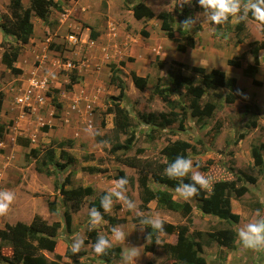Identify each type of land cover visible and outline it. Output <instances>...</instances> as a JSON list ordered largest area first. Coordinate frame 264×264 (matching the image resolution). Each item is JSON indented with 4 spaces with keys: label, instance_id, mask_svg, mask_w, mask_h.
I'll return each instance as SVG.
<instances>
[{
    "label": "rangeland",
    "instance_id": "rangeland-1",
    "mask_svg": "<svg viewBox=\"0 0 264 264\" xmlns=\"http://www.w3.org/2000/svg\"><path fill=\"white\" fill-rule=\"evenodd\" d=\"M90 1L92 4L88 9L90 10V18L85 21L93 26V31L99 33L102 28L106 30L105 26L109 24L111 19L117 28L120 25L123 26V30L128 32L133 30L135 33L132 35L134 40L132 47L130 46L128 53L120 55L119 58L125 62L137 59L140 66L139 75L129 69L124 62L120 68V77L125 85L123 89L109 83L102 84L100 92H95V94L98 93V96L91 101L87 99V102L90 101V106H85L86 112L82 109L83 102H86V99H81L80 109L82 110L80 114L77 109H73V101H71V105H69L70 115L67 122L61 124L62 127L60 124L56 128L54 126L53 131H49L50 129L45 125L49 126V118L53 117L52 115L58 110L52 112L51 116L46 117V108L44 109L45 106H48L44 102L46 97L43 102H35L32 107L23 108L15 103L12 95L9 96L11 99L9 104L3 111L2 109L0 111V124L7 126V133L0 142V190H12L16 198L8 213L0 215V229H3L6 224L13 225L16 222L29 224L34 216H38L48 224L59 222L60 228L57 232L54 251L51 253L43 251L41 253L48 261H52L55 255L60 256V264H121V253L126 247L137 248L138 255L135 264H145L148 261L155 264H175L159 248L163 243H174L175 236L161 234L157 238V247L151 246L149 240L146 239V228L141 231L138 227L140 225H138L136 213L127 210L120 201H115L112 210L106 214L119 220L118 225L123 226L124 231L129 233L124 242L114 245L107 255L99 258L93 255L90 247H85L80 253L73 255L69 245L78 234L87 237L85 239L86 246L92 244L88 238L89 232L86 227L88 209L92 207L90 203H93L101 193H105L112 187L111 181H113L119 170L125 171L124 173L129 181L126 195L137 203L138 212L145 215H158L163 221L172 225L184 224L185 222L179 214L160 209L155 202L148 204V210L141 211L139 209L137 186V179L142 175L141 172L132 168L127 169L110 154V149L114 144L117 142L123 143L125 139L130 138L132 141L130 150L124 153L119 150L116 155L119 157L136 156L138 150H141L139 156L159 159V152L167 143L183 140L190 143L194 148L188 151V158L211 181L209 189H205V191L208 192L216 181L234 180L238 173H242L240 175L247 174L256 179L253 185L244 182L239 183L237 185L239 192L236 191L230 198L231 211L240 217L239 222L236 224H228L219 221L215 217L203 215L197 209L194 200L185 201L189 202L193 208L189 235L192 231H200L203 234L200 239L202 256L208 261V264H216L214 260H219L222 263L225 259L228 262L227 264H264V252L243 249L237 238L239 228L244 223L256 219L255 210L257 205L260 204L261 209H264V164L261 167L254 166L250 155L251 147H256L260 150L264 162L263 49L257 50L259 64L254 76L256 84H252L251 79L242 73V68L252 64L251 50L259 46L255 43H260L264 39L262 34L256 30L253 23H243V28L238 30L236 26L239 23L231 19L225 25L217 26L219 35L209 31V25L203 23V17L196 20L191 31L179 28L180 22L189 17L196 18L197 14L202 11L196 0H192L191 3H186L185 0H127V3H124L123 0H115L112 9L118 4L120 7L122 5L120 16L109 15L107 0ZM137 2L143 3L152 11L154 14L152 23L146 24L139 21L136 24L132 19L125 17V13L130 11V6ZM8 3L9 0H0V23L5 21L3 20L4 17L7 18L10 15ZM28 6V2L26 5L24 4V7ZM167 13H170L174 18L172 29L175 31V37L181 38V35L178 34L179 29L190 33L193 37L197 36L195 42H198L200 47L205 50L203 55L199 50L184 54L175 52L174 49L168 51L165 46L162 47L164 45L163 39L166 40L167 38L160 29L158 16ZM32 17L33 21H38L34 14H32ZM62 21L57 22L54 20L53 22V20H49L48 24L41 22V27H39L42 29L43 35L41 30L37 31L35 29V33L39 32L38 39L39 37L43 38L42 44L36 39L32 42L33 47L28 48L29 51L20 50L27 57V60H24V65H32V70H40L41 68L48 71L44 66L46 63L49 64L48 58L43 55L47 43L44 36L48 38L50 36L53 42L65 38L67 41L66 49L71 53L79 46L78 39L75 36L76 33L71 28L73 24L69 21L60 24V22L63 23ZM74 21L76 20L74 19ZM36 23L38 22H35L34 26H37ZM82 24L83 26L87 25ZM142 28L148 32L149 37L144 38L139 35ZM71 36L76 39L75 42L70 39ZM3 38V34H0V43ZM10 41L13 40L11 38L5 39V47L15 44ZM52 45L57 46L54 43ZM134 45L136 47L133 48ZM23 49H26L25 45H23ZM38 49H41V51H38ZM142 49L144 53L141 54ZM2 52L3 49L0 47V54ZM34 52H36L35 57H33ZM174 52L175 58L183 59L188 63L197 61L198 63L207 64V71L209 69L224 71L227 77L236 79L237 86L243 92L237 96L233 103L228 104L225 102V97L229 94L226 88L206 89L201 102L213 103L215 109L210 117L201 121L192 118L187 109L188 98L185 95L184 88L175 85L170 76L171 74H179L190 77L191 74L184 68H179L171 63V61H174L172 59ZM205 53H208V55ZM82 55L83 53L78 56L79 59L84 61L85 58ZM74 59L73 57L59 58V61H57L59 67L56 68L57 72L55 74L67 77L72 75L75 69L73 66L75 64ZM227 60L240 61L242 68H235V70L227 66ZM158 62L162 63L161 68L158 67ZM68 63L70 64L69 67L66 66ZM132 73L140 77H147L148 83L143 91L136 90L132 85L130 79ZM21 74H12L4 65L0 66V92L6 93L8 90L15 95L18 89L16 95L18 96L20 90L29 83L28 79L26 85L23 86V79L19 80ZM35 76L34 79H44L42 77L45 75L40 74V77H38L37 74ZM46 81L45 95L54 96L56 102L59 103L60 94L63 91L66 94L63 88L66 83H62L63 81L60 79L58 80V84H62V89L56 96L50 89V79L46 78ZM193 81L197 84L199 78L194 76ZM156 84L159 85L158 91L165 93L169 89L168 93L165 94L172 101V106L162 101L161 96L155 90ZM113 103H119L128 112L130 128L126 135H117L113 131V115L106 114L107 107L112 106ZM14 104L19 108L15 107ZM171 112L175 114V116H172L175 121L168 128L160 129L157 126L159 120L153 123L149 120L150 116L155 120L156 118L159 119L160 114ZM73 113L77 115L79 124L73 122ZM101 120L105 124L104 127L100 125ZM45 127H47L46 130H44ZM59 129L61 130L58 131ZM56 134L59 138L54 137ZM95 134L100 138V142L95 141ZM240 135H242V138H240ZM18 137L29 139L28 148L16 144V138ZM54 140L57 142L71 140L73 143L71 148H67L65 145L64 149L70 156L74 157L75 163L64 171H59L52 165L44 167L41 163L43 151L50 147ZM102 141L107 143L102 144ZM31 149H35V153L31 154ZM59 155V149L55 148L54 161L60 162ZM89 156H92V158L86 160ZM89 167L106 169L107 172L88 174L83 168ZM37 168H41L42 171L48 169L52 172V175L46 176L44 172L39 173L36 170ZM66 178H69V184L64 189L91 187L94 192L91 197L83 200L80 209L74 213L71 212L69 203L64 202L56 188ZM149 187L154 190L160 189V186L151 181ZM170 192H172L174 200L184 202L175 198L174 190H170ZM51 203L53 212L49 210ZM56 212H60V215H56ZM64 212H69L71 215V224L68 229H66L63 220ZM226 227L232 228L236 233L234 248L225 249L213 243L209 244L206 233ZM110 228L111 226L107 221L106 224L100 225L94 231L98 236L99 234H108ZM0 246H2V253L9 257L11 254L10 249L3 247V244H0Z\"/></svg>",
    "mask_w": 264,
    "mask_h": 264
},
{
    "label": "trees",
    "instance_id": "trees-1",
    "mask_svg": "<svg viewBox=\"0 0 264 264\" xmlns=\"http://www.w3.org/2000/svg\"><path fill=\"white\" fill-rule=\"evenodd\" d=\"M29 6L24 7L21 0H9V12L10 15L7 18H3L4 22L0 23V30L4 36L0 47L3 49L0 63L5 66L7 70L12 74H21V70L14 67L17 61L20 50L23 45L28 44L30 37L33 32V25L31 23V16H34L45 24L49 23V8L57 9V5L53 0H28ZM127 3V0H123ZM130 11L132 16L136 20H150L154 17L152 11L141 2H137L130 6ZM160 29L164 32L165 37L176 44V50L178 52L184 53L188 48H194L195 41L193 36L184 32V30H178V34L181 38L175 37V31L172 29L173 16L170 13L165 15H159ZM236 28L241 30L243 28V22L239 23ZM144 38L148 37V34L144 31L140 32ZM264 38V34H262ZM96 37V33L90 30V38L93 40ZM11 38L14 45H8L5 47V39ZM258 44L257 48L252 49V64L247 65L242 68L240 61L227 60L226 65L233 68H242V73L247 78L251 79L252 84H256L254 76L257 72V67L259 60L257 58V50H264V39ZM171 63L179 68H184L189 71L191 76H183L179 74H171L172 82L179 88L183 87L185 90V95L188 98L189 114L192 118H196L198 121L208 118L212 115L215 105L210 102L202 103L201 99L205 93L206 89H216V88H226L229 94L225 97V102L230 104L233 103L237 96L241 95L243 92L237 86V81L233 77H227L224 71L218 69H210L207 71L202 67H188L176 61H171ZM158 67H162V63L158 62ZM123 63L120 62L118 65H109L110 77L109 84L118 87L119 89L124 88V82L120 77V68ZM194 76L199 78V83L195 84L193 79ZM132 85L138 91H143L148 83L147 77H139L134 73L130 75ZM76 83V77L74 74L69 76L68 84L65 85L66 91L71 90V86ZM156 92L161 96L162 101L172 106V101H170L167 92L158 91L159 85L156 84ZM56 92V91H54ZM50 96V94H48ZM55 109H59V105L54 99L51 100ZM3 103V94L0 92V111ZM106 114L113 115V131L119 134H128L130 128V118L128 112L125 108L121 107L119 103H113L112 106L107 107ZM172 116H175L173 112L160 114L159 119H155L150 116L149 120L151 123L159 120L158 127L160 129L168 128L175 121ZM149 122V121H148ZM101 127H104V122L100 121ZM47 127L44 128L46 130ZM7 133V126L0 124V142L3 140L5 134ZM242 138V135H240ZM94 139L96 142H100V138L95 134ZM131 139L127 138L123 143L117 142L110 149V154L114 156V159L121 163L122 165L135 169L141 172V176L137 179L138 186V198H139V209L141 211L148 210V204L150 202H155L157 207L169 212L177 213L184 220L182 225H172L164 221V233L165 235H174L175 242L163 243L159 246L163 254L175 264H207L206 260L202 256V244L200 239L203 234L200 231H192L189 235V228L191 225L192 216V205L189 202H179L173 199L172 192L177 184V181L170 180L164 175V169L167 164L172 162L178 155L188 158V151L193 150V146L183 140H175L173 142L167 143L159 152L160 158H143L139 156L141 150H138L136 156H124L119 157L116 152L122 150V152L129 151L131 148ZM16 144L28 148L29 140L23 138H16ZM71 140H63L60 142L52 141V145L43 151L42 165L47 167L52 165L55 169L59 171L66 170L70 165L75 163L74 157L70 156L64 149L66 145L67 148L72 147ZM59 149L60 162L54 161V150ZM31 154L35 153V149H31ZM250 155L253 160L254 166L261 167L264 162L261 156L260 150L256 147H251ZM92 156H89L86 160H89ZM39 173H43L46 176L52 175V172L46 169L42 171L41 168L36 169ZM88 174H102L106 173V169L100 168H83ZM238 173L236 178L232 181H216L212 184L210 190L207 192L202 190L200 196L194 198L193 200L197 204V209L203 215H208L217 218L219 221L226 222L228 224H236L239 222V215L231 211L230 198L234 193L239 190L237 185L241 182L248 183L250 185L255 184L256 179L247 174L240 175ZM127 176L124 171L119 170L117 175L113 180L120 179ZM152 182L158 186L160 189H151L149 187V182ZM185 183L190 181L185 178ZM69 184V178H66L63 183L57 185V190L62 196L64 202L69 203L71 212H77L82 202L85 198L91 197L94 192L91 187H78L75 189H64L66 185ZM104 194L101 193L99 197L90 203V206L97 207L102 213L103 209H100V197ZM239 194V193H238ZM256 209H261L260 204L257 205ZM50 212H53V205L50 204ZM104 219L108 221L111 227L119 224V220L114 219L104 213ZM63 220L66 229L70 227L71 215L69 212H64ZM60 228L59 222L46 223L41 220L38 216H34L29 224L22 222H16L13 225L6 224L3 229H0V244L3 247H8L10 249V256L7 257L2 253V246H0V264H60V256L55 255L52 261H48L41 252H53L56 245V236ZM147 235L151 231L146 228ZM159 236V235H158ZM158 236H153L149 243L153 247H157ZM208 237L209 244H215L219 247L225 249H233L236 233L230 228L226 227L216 231L206 233ZM88 238L90 242L94 243L97 235L95 231L88 233ZM145 264H155L151 261ZM162 264V263H160Z\"/></svg>",
    "mask_w": 264,
    "mask_h": 264
},
{
    "label": "crops",
    "instance_id": "crops-1",
    "mask_svg": "<svg viewBox=\"0 0 264 264\" xmlns=\"http://www.w3.org/2000/svg\"><path fill=\"white\" fill-rule=\"evenodd\" d=\"M21 2L23 6L24 4L26 5L27 2L29 3L28 0H21ZM53 2L57 5L58 8L57 9L52 8V7L49 8L50 19L48 17V20L50 21L53 20V22L54 20L57 22L63 20L62 21L63 23L60 22V24H64L67 21L71 22V24H73L71 25V28H73V32L76 33L75 36L78 39L79 46H77V48L73 50V52L71 53L70 51H67L66 49L67 41L65 38L64 39L60 38L58 39V41L53 42L51 41L50 36L49 38L44 36L47 43L45 44L43 55L45 56V58H48L49 60V64L46 63L44 66H46L48 71L47 70L45 71L44 69H41V68L40 70H32L33 69L32 65L30 64L24 65L25 61L27 60V57L26 55H23L21 51L22 50L29 51L28 48L33 47L32 42L36 41V39H38V35H40L39 32L35 33V29L37 31L39 30L42 31L40 27H41V22L43 21H41L38 18H37L38 21H33L32 20L33 17L31 16L30 20L33 25V32L29 40L30 43L25 45L26 49H23V46H22L19 56L17 58V61L14 64L15 68L22 71L21 76L19 75L20 76L19 80L23 79V82H24L23 86L26 85V81L28 79L30 80L31 78L36 77L35 75L37 74L39 75L38 77H40V74H43L45 76H43L42 78H44L45 80L46 78L50 79L51 81V85H49L50 89H52V93L56 94L57 96L62 89V86H61L62 84L59 85L58 80L60 79L61 81H63L62 83H66V85L68 84V81H69V76L68 77L62 76V75L58 76L57 74H55V72H57L56 68L59 67V64L57 63V61H59V58H72V57L75 58L74 59L75 64L74 65L72 64V65L75 67L73 74L76 77V83L71 86V90L69 91H66L65 86H63L64 90L66 91V94H64L65 93L64 91L60 94V97H59L60 102L59 103L57 102L59 105V109H55L54 105L52 103L50 104L54 96L47 95L44 101L45 104L48 105L47 107L46 106L44 107V109L46 108V112H45L47 115L46 117L51 116L52 112H54L55 110H58V112L60 113L59 115V113L56 112L52 115L53 117L49 118L48 120L49 126L45 125L50 129L49 131H53L54 126L56 128L58 124H60L61 126V124L63 125V123L67 122L68 117L70 115L69 105H71V101H73V106H72L73 109H77L79 114L81 113L82 109L84 112H86L85 106L86 107L90 106L89 102L98 96V93L95 94V92H100L99 90L102 88V84L104 85L106 83H109V77H110L109 65H115L120 62L124 64L125 61H123V59H120L119 57L122 54L128 53V49L130 48V46L132 47V42L134 41L132 38V35L135 34L133 30L132 32L123 30L122 29L123 26L119 25V28H117L111 19L109 20V24L105 26L106 30L102 28V30L99 33L93 31L92 30L93 26L89 25V23L86 22L90 18V14H89L90 10H88L90 8V5H92L90 3L91 2L90 0H53ZM114 2L115 0H107V4L109 8L108 10L109 15L111 14V15L120 16L122 12L120 8L122 7V5L120 7V5L118 4L116 7L112 9V5L114 4ZM125 17L128 19H132L135 23L140 21L142 23L145 22L146 24H150L154 21V17L150 20H143V19L136 20L134 19V17L132 16V12L130 11H127L125 13ZM74 19L76 21H74ZM35 22H38L36 23L37 26H34ZM82 23H85L87 25L83 26ZM90 30L96 33V37L93 40L90 38ZM141 31H144L148 34V32L143 30L142 28L139 31L140 36H142V34L140 33ZM0 34L2 35L1 30H0ZM42 35H43V31H42ZM148 37H149V34H148ZM196 38L197 36L193 37L194 41H197ZM167 40L168 39L166 40L163 39L164 45L162 47L165 46L168 49V51L169 50L171 51L172 49H174L175 52H178L176 50V44L173 43L172 41L168 42ZM42 41H43V38L39 37L38 42L42 44ZM53 43L56 44L57 46L52 45ZM134 47L136 46L134 45L133 48ZM133 48H132V51L134 52ZM162 49H165V48H162ZM197 50L201 51L202 55L204 54L205 50H203L200 47L198 42H195L194 48L186 49L184 54L190 51L196 52ZM38 51H41V49H38ZM175 52L173 53L174 57L172 59L176 62L184 64L188 67H202L206 69L207 68L206 66H208L205 63H198L197 61H191L188 63L186 61H183V59L175 58ZM82 53H83L82 57L85 58L84 61L79 59V56H78L79 54L81 55ZM142 53H144L143 49H142L141 54ZM205 54L208 55V53H205ZM1 55L2 53L0 54V60H1ZM35 55H36V52L33 53V57H35ZM125 65L128 66L129 69H131L133 72H136V74L139 75L138 72H139L140 66L138 65L137 59L131 62L130 61L125 62ZM0 66H2L1 63H0ZM18 91L19 90L17 89V93ZM17 93L13 95V93H10L8 90L6 93H2L3 94V103H2V108H1L2 111L7 107V105L9 104L11 100L9 96L12 95V99L13 98L15 99ZM49 99H50V102H49ZM81 99L83 100L86 99V102H83L82 109H80ZM87 99H89L90 101L87 102ZM14 106L17 107L15 104ZM73 117H74L73 122L76 124H79L77 121L78 120L77 115L73 113ZM60 130L61 129H59L58 131ZM54 137H57V134L54 135ZM126 168L128 169V167ZM220 248H223V247H220ZM224 259H225V256H224ZM214 261L216 262V264H227L228 263L226 259L222 263L219 260H214ZM206 262L208 264V261Z\"/></svg>",
    "mask_w": 264,
    "mask_h": 264
},
{
    "label": "clouds",
    "instance_id": "clouds-1",
    "mask_svg": "<svg viewBox=\"0 0 264 264\" xmlns=\"http://www.w3.org/2000/svg\"><path fill=\"white\" fill-rule=\"evenodd\" d=\"M185 2L191 3L192 0H185ZM196 3L202 11L196 18L189 17L180 22L179 28L191 31L196 20L203 17V23L209 25V31L213 34L219 35L217 26L225 25L230 19L236 23H253L256 30L264 34V0H196ZM164 175L170 180L177 181L174 189L175 198L183 201H191L200 196L202 190L209 189L211 184L210 179L198 170L191 159L180 155L167 164ZM185 178L190 182L185 183ZM128 182L126 177L111 181L112 187L100 197V209H103V213L97 207L88 209L86 225L88 232L106 224L104 213H109L114 202L120 201L127 210L136 213L141 231L145 228L151 230L146 237L147 241L154 235L164 233L162 218L158 215H145L138 212L137 203L126 195ZM15 198L14 191L0 190V215L8 213ZM55 214L60 215V212ZM255 217L256 219L244 223L239 228L237 238L243 249L264 252V209H256ZM128 235L123 226L116 225L109 229L108 234H99L94 243L87 246L85 245L87 237L78 234L72 239L69 247L73 255L80 253L85 247H90L93 255L99 258L107 255L114 245L124 242ZM137 255V248L126 247L121 253V264H135Z\"/></svg>",
    "mask_w": 264,
    "mask_h": 264
},
{
    "label": "built area",
    "instance_id": "built-area-1",
    "mask_svg": "<svg viewBox=\"0 0 264 264\" xmlns=\"http://www.w3.org/2000/svg\"><path fill=\"white\" fill-rule=\"evenodd\" d=\"M70 39H73L72 36ZM74 42L76 39H73ZM67 67L70 66L68 63ZM47 87V82L45 79H30L29 83L25 88L20 90V94L16 96L15 103L23 108L32 107L35 102H43V99L47 96L44 91Z\"/></svg>",
    "mask_w": 264,
    "mask_h": 264
}]
</instances>
